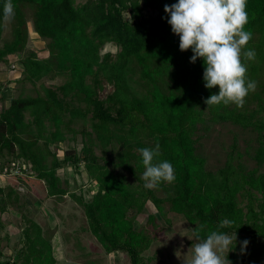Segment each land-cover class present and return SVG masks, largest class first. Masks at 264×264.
Wrapping results in <instances>:
<instances>
[{
    "label": "trees",
    "instance_id": "trees-1",
    "mask_svg": "<svg viewBox=\"0 0 264 264\" xmlns=\"http://www.w3.org/2000/svg\"><path fill=\"white\" fill-rule=\"evenodd\" d=\"M5 2L0 0V62L19 53L26 80L35 84L62 76L64 82L41 83L37 95L12 97L0 109V172L29 164L27 173L45 183L48 196L70 194L84 208L88 229L105 251H125L130 264L151 259L144 251L155 236L137 220L148 201L157 214H148L147 225L157 226L158 215L170 222L167 214L175 212L192 228L206 224L202 236L209 230L236 232V247L228 253L232 264H264V0H247L245 30L253 38L244 50L254 49L256 57L244 62L248 79L258 86L242 108H207L204 103L219 88H205L202 58L191 63L192 51L179 49V36L164 11L178 0H12L15 16L9 37L4 36ZM27 6L33 8L34 31L48 40L47 57L27 50ZM106 43H114L117 52L102 53ZM106 84L113 90L102 96ZM209 122L251 128L257 144L241 151L235 138L224 164L211 169L198 152L200 125L208 131ZM78 134L81 149L71 147L59 157L52 146ZM157 143V159L173 165L175 180L150 190L144 188L138 149ZM245 153L256 161L255 167L245 162ZM81 166L96 183L88 199L69 190L68 179L58 173ZM23 204L15 187L0 183V213L13 206L24 221L23 247L13 261L0 250V264H56L51 236L28 217ZM225 218L234 224L219 228ZM244 240L249 244L241 255Z\"/></svg>",
    "mask_w": 264,
    "mask_h": 264
},
{
    "label": "rangeland",
    "instance_id": "rangeland-1",
    "mask_svg": "<svg viewBox=\"0 0 264 264\" xmlns=\"http://www.w3.org/2000/svg\"><path fill=\"white\" fill-rule=\"evenodd\" d=\"M25 13L29 31L27 50H35L41 58L47 57L49 55L48 40L39 37L34 31L33 8L27 6ZM10 35L11 20H5L4 36L9 37ZM117 50L118 47L114 43H106L102 53L107 51L116 53ZM19 60L20 54L17 53L9 55L7 61L0 62V109L9 105L12 97L37 95L41 91V83L47 86H57L64 82V77L57 76L55 78L45 77L33 84L22 74L23 68ZM112 90L113 87L106 84L101 94L105 96L108 91ZM208 125V131L200 125L199 133L203 136L198 152L206 156L207 166L211 169L215 170L224 164L235 138L241 151L257 144V132L251 128H243L231 122H209ZM77 126L80 127V123ZM71 147L81 149V134L74 139L68 138L59 145L52 146L61 158L64 151ZM96 152L100 154L101 151L97 148ZM244 160L249 167L257 165L256 161L246 153ZM8 163L9 161L6 160V165ZM29 167V164H25L22 169L5 167L6 169L0 172V183L3 186L11 185L19 191L21 202L24 203L22 210L29 218L32 217L42 225L46 235L51 236L54 255L57 259L56 264H130L129 256L125 251L112 253L105 251L88 229L84 208L70 194L60 199L48 196L45 183L31 172L27 173ZM262 170H264V165ZM58 173L63 179H68L69 190L81 192L87 199L96 189V183L94 181L91 183L83 166L78 170L74 167L60 168ZM157 193L160 196L164 195L162 189H159ZM149 213L157 214V209L151 201L146 203L145 210L137 217L139 225L146 227L151 235L155 236L151 246L144 251L146 258L151 257L146 264H188L192 256L189 248L195 240L193 233L185 230L192 228L186 218L181 214L168 212L167 217L170 222H166L158 215V225L154 227L146 224ZM23 223L22 213L16 207L12 206L6 212L0 213V250L12 261L15 259L16 250L23 247L21 240ZM261 240L264 241V239Z\"/></svg>",
    "mask_w": 264,
    "mask_h": 264
},
{
    "label": "clouds",
    "instance_id": "clouds-1",
    "mask_svg": "<svg viewBox=\"0 0 264 264\" xmlns=\"http://www.w3.org/2000/svg\"><path fill=\"white\" fill-rule=\"evenodd\" d=\"M246 7L247 0H178L164 7L165 13L170 16L167 23L172 32L179 36L180 51H192L191 63L202 58L205 88H219L218 94H212L204 100L207 108L221 104L242 108L249 93L257 89V81L247 77V64L244 62L254 61L256 57L254 49L244 50L253 38V33L245 30L249 23ZM3 16L5 20L14 19L12 0H6ZM138 152L145 169L142 174L144 188L151 190L162 182H174L173 165L167 160L157 159L161 156L158 143L155 147L140 148ZM233 224L234 221L225 218L220 221L219 228L231 227ZM206 227V224H198L185 229L193 233L195 240L189 248L192 256L188 264H232L228 253L236 247V232L229 234L209 230L202 236ZM240 244V254L243 255L249 241L244 240Z\"/></svg>",
    "mask_w": 264,
    "mask_h": 264
},
{
    "label": "built area",
    "instance_id": "built-area-1",
    "mask_svg": "<svg viewBox=\"0 0 264 264\" xmlns=\"http://www.w3.org/2000/svg\"><path fill=\"white\" fill-rule=\"evenodd\" d=\"M6 169V168H5ZM1 171V170H0Z\"/></svg>",
    "mask_w": 264,
    "mask_h": 264
}]
</instances>
